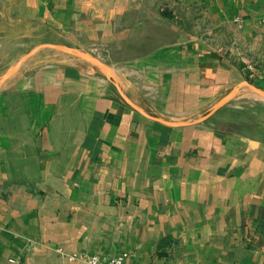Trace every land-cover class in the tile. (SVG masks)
Segmentation results:
<instances>
[{"label":"crops","instance_id":"crops-1","mask_svg":"<svg viewBox=\"0 0 264 264\" xmlns=\"http://www.w3.org/2000/svg\"><path fill=\"white\" fill-rule=\"evenodd\" d=\"M185 1L206 27L111 74L50 61L0 87V264H264V100L242 68L264 63V0ZM86 2L0 0V35L88 32Z\"/></svg>","mask_w":264,"mask_h":264},{"label":"rangeland","instance_id":"rangeland-1","mask_svg":"<svg viewBox=\"0 0 264 264\" xmlns=\"http://www.w3.org/2000/svg\"><path fill=\"white\" fill-rule=\"evenodd\" d=\"M81 7L89 14L85 18L91 26L88 32L81 31L78 29L80 27L77 28L78 30L75 28L76 21L80 22L81 18L74 19V30L69 34L59 32L52 35L41 33L42 35L33 36L28 33V29L31 30L30 27H25L24 34L16 33L21 30L25 32V29L14 26L11 21L5 23L3 26L8 27L6 30L9 33L8 39L0 35L3 40L1 42L0 39L3 44V50L0 51V87L19 71L30 70L50 61L65 62L68 59H74V63L88 65L94 74H111L113 70L106 65V61L123 60L132 53L140 54L146 46L171 42L179 36L176 26L192 28L195 24L205 27L209 24V21L203 22L196 16L200 6L185 0H89ZM145 11L147 13L151 11L153 14L163 11V16L157 14L146 17ZM77 12L79 13V6ZM93 13L100 14L93 16ZM128 28L131 29L130 34H121L126 37L120 38V42L114 32L118 35ZM105 31L108 33L105 34ZM4 45L7 46V53ZM82 60L84 62H81ZM242 68L247 74L246 89L253 95L252 98L264 100V95L260 92H264V63L261 61L260 66L245 65ZM255 89H259L262 96Z\"/></svg>","mask_w":264,"mask_h":264},{"label":"built area","instance_id":"built-area-1","mask_svg":"<svg viewBox=\"0 0 264 264\" xmlns=\"http://www.w3.org/2000/svg\"><path fill=\"white\" fill-rule=\"evenodd\" d=\"M72 258H78L87 264H133L128 261V253L126 252L112 257H103L98 254L83 252L74 254Z\"/></svg>","mask_w":264,"mask_h":264},{"label":"water","instance_id":"water-1","mask_svg":"<svg viewBox=\"0 0 264 264\" xmlns=\"http://www.w3.org/2000/svg\"><path fill=\"white\" fill-rule=\"evenodd\" d=\"M258 91H260L259 89H257ZM261 93H263V95H264V92L263 91H260Z\"/></svg>","mask_w":264,"mask_h":264},{"label":"bare ground","instance_id":"bare-ground-1","mask_svg":"<svg viewBox=\"0 0 264 264\" xmlns=\"http://www.w3.org/2000/svg\"><path fill=\"white\" fill-rule=\"evenodd\" d=\"M64 48V47H63ZM86 58V57H85ZM18 65V64H17ZM13 71V70H12ZM6 76V75H5Z\"/></svg>","mask_w":264,"mask_h":264}]
</instances>
